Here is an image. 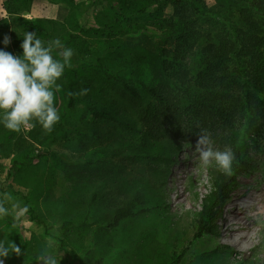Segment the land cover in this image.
<instances>
[{
  "label": "rangeland",
  "instance_id": "rangeland-1",
  "mask_svg": "<svg viewBox=\"0 0 264 264\" xmlns=\"http://www.w3.org/2000/svg\"><path fill=\"white\" fill-rule=\"evenodd\" d=\"M17 1L0 0L1 30L11 36L24 35L34 31L23 19H41L49 33H35L39 39H59L73 50L70 67H66L67 79L61 77L54 92L60 115L67 103V88L61 84L70 83L82 63L87 65L82 61L85 55L91 62L104 56L112 65L120 63V55L106 53L112 43L106 38L107 27L115 21L113 7L117 2L33 0L29 12L28 5L19 2V13H8L6 5ZM149 1H135L136 10ZM206 1L221 15L227 9L225 0ZM172 11L171 6L165 9L167 14ZM142 25L139 21L135 28ZM131 110L136 112L137 108ZM63 112L65 119H60L51 133L39 125L13 132L22 137L21 146L15 142L17 135L9 141L10 131L3 134L9 142L7 150L0 149V204L9 214L0 217V239L21 248V255L8 256L4 264H39L36 258L45 251L54 255L58 264H169L174 250H184L182 264H264V214L258 215L259 207L264 206V149L250 153L251 166L238 176L232 198L217 221V234L196 238L193 223L211 190L209 174L215 167L214 163L204 166L199 162L194 152L198 136L187 135L173 144H149L137 135L121 133L122 138H117L112 132L103 143H90L84 137H92L93 129L104 127L88 120L86 127L83 124V129L79 128L84 104ZM210 140L213 149L220 150ZM122 150L127 161L119 157ZM102 167L123 181L131 196L141 193L144 198L140 207L143 213L115 231L96 230L109 212L102 200L90 203L99 190ZM26 198L38 221L26 214ZM231 208L236 213L234 218ZM237 221L242 227V241L232 233ZM218 248L226 250L218 252Z\"/></svg>",
  "mask_w": 264,
  "mask_h": 264
},
{
  "label": "trees",
  "instance_id": "trees-1",
  "mask_svg": "<svg viewBox=\"0 0 264 264\" xmlns=\"http://www.w3.org/2000/svg\"><path fill=\"white\" fill-rule=\"evenodd\" d=\"M32 1L10 2L6 10L16 15V6L22 2L29 12ZM135 1L116 0V18L107 27L106 38L112 43L106 53L120 55V63L112 65L104 56L91 62L85 55L82 61L87 65L82 63L72 81L61 84L67 88V103L60 119L66 116L63 109L75 110L84 104L79 128L86 127L88 120L104 127L84 137L90 143H103L113 132L117 138L124 133L149 144H173L203 131L220 150L230 149L234 154L231 174L211 168V190L193 223L196 238L217 234V221L232 198L238 176L251 166L250 153L264 149V0H225L223 15L209 8L206 0H151L139 10ZM168 6L173 10L170 14L165 12ZM22 21L38 36L49 33L41 19ZM139 21L143 25L135 28ZM5 35L10 43L7 47L0 43V49L21 55L23 35L11 36L0 28V41ZM66 71L62 79H67ZM83 88L87 93L77 95ZM5 131L0 126V149L7 150L6 143L14 141V135L17 145H22L17 133L9 132V141L4 140ZM119 157L127 161L124 150ZM106 169L100 170L99 190L90 201H104L109 212L96 226L98 232L118 230L143 213V195L131 196L123 181ZM25 206L30 219L38 221L27 198ZM184 255V250H174L169 264H182Z\"/></svg>",
  "mask_w": 264,
  "mask_h": 264
},
{
  "label": "clouds",
  "instance_id": "clouds-1",
  "mask_svg": "<svg viewBox=\"0 0 264 264\" xmlns=\"http://www.w3.org/2000/svg\"><path fill=\"white\" fill-rule=\"evenodd\" d=\"M17 56L0 49V126L10 132H19L25 126L39 125L45 133H51L60 115L54 105L57 81L70 67L73 55L59 39L44 43L35 32L25 31ZM5 47L10 43L7 35L0 41ZM56 49H60L56 56ZM59 57V58H57ZM83 88L77 95L87 93ZM194 152L204 166L215 164L216 168L230 175L234 154L230 149L214 150L209 136L203 131L198 135ZM9 210L0 204V217ZM15 254L21 255V248L10 240L0 239V264ZM39 264H58L57 258L42 252L36 258Z\"/></svg>",
  "mask_w": 264,
  "mask_h": 264
},
{
  "label": "bare ground",
  "instance_id": "bare-ground-1",
  "mask_svg": "<svg viewBox=\"0 0 264 264\" xmlns=\"http://www.w3.org/2000/svg\"><path fill=\"white\" fill-rule=\"evenodd\" d=\"M193 193H194V192H193ZM181 194H182V193H181ZM194 195H195V194H194ZM182 196H184V195H182ZM263 197H264V193H263ZM191 203H192V202H191ZM229 212H230V214H231V217L234 218V216L236 215V213H235V215H234V212H233V209H232V208L229 210ZM263 214H264V206L259 207V209H258V215L260 216V215H263ZM240 216H241V215H240ZM241 219H243V215L241 216ZM236 224H237V226H236L235 229L232 230V233H233V235L237 236V238H238L239 241H242L243 237H242V235L239 234V233L242 231V227L240 226L239 221H237Z\"/></svg>",
  "mask_w": 264,
  "mask_h": 264
}]
</instances>
